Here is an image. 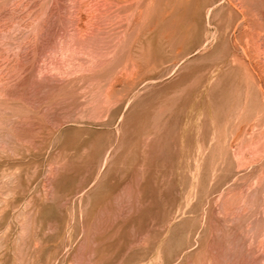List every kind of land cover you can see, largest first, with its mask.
<instances>
[{"label": "rangeland", "instance_id": "rangeland-1", "mask_svg": "<svg viewBox=\"0 0 264 264\" xmlns=\"http://www.w3.org/2000/svg\"><path fill=\"white\" fill-rule=\"evenodd\" d=\"M0 264H264V0H0Z\"/></svg>", "mask_w": 264, "mask_h": 264}]
</instances>
